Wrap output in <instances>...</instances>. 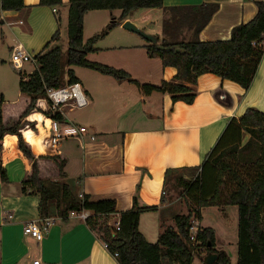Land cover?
<instances>
[{"label": "trees", "instance_id": "trees-1", "mask_svg": "<svg viewBox=\"0 0 264 264\" xmlns=\"http://www.w3.org/2000/svg\"><path fill=\"white\" fill-rule=\"evenodd\" d=\"M38 4L56 7L61 0H39ZM255 4L257 12L250 21L232 27L229 39L213 41H200L198 34L217 10V4L164 7L173 13L171 20H164L163 27L167 32L160 40L155 35L158 45L149 43L145 50L149 57H158L163 67H174L176 74L172 80H162L154 85L133 80L123 69L90 61L87 54L96 51L94 44L131 11L163 8V1L69 0L65 58L58 45L50 48L46 45L45 51L36 55L35 69L26 76L20 75L19 100L10 104L0 98V180L7 181L5 164L20 158L27 169L22 192L38 197L40 218L52 213L65 218L70 211H89L84 220L86 226L106 244L118 264H164V259L192 264L200 248L206 254H217L213 264H231L229 255L215 248L212 228H200L197 244L192 246L189 226L192 218L201 221L202 207L236 206L234 264H264V114L261 111L251 107L239 118H232L201 165L190 168L197 172L194 178L179 180L185 196L195 206L187 214L174 215L176 229L166 228L152 243L145 239L138 225L140 214L155 207H139L134 196L132 207L119 212L114 199L91 201L85 194L78 197L67 183L57 180L65 176V159L57 147L51 145L49 123L52 120L62 122L64 118L58 112H51L46 93L49 88L78 83L72 69L66 71L67 81L64 80L65 65L127 80L143 95L167 93L172 102L192 103L196 93L187 84L195 85L204 73L233 81L247 90L264 54V46L260 44L264 39V0H257ZM23 7V0H1L2 10L17 11ZM93 10H119L120 15L118 19L112 17L105 28L84 43L83 18ZM184 26L185 31L191 30L188 40L178 32ZM177 48L183 52H176ZM17 103L21 105L16 109V115L5 121L6 109ZM170 171L165 172V182Z\"/></svg>", "mask_w": 264, "mask_h": 264}, {"label": "crops", "instance_id": "crops-1", "mask_svg": "<svg viewBox=\"0 0 264 264\" xmlns=\"http://www.w3.org/2000/svg\"><path fill=\"white\" fill-rule=\"evenodd\" d=\"M162 1L163 8H151L156 10L153 12L159 16L158 18L165 11L164 7L206 3L218 5L210 20L199 32L200 41L229 39L232 27L250 21L257 12L255 4L257 0ZM38 2L39 0H23L24 7L15 11L2 10L0 0V45L7 49L9 55L17 44L28 53L37 55L45 51L46 45L50 48L58 45V41L63 39L65 28L67 29L69 0H61V4L56 7L41 6ZM151 9L147 11L151 12ZM114 11L87 12L83 18V36L88 25L97 27L95 33H99L112 21L109 18H112ZM96 16H100L98 21L94 19ZM126 20L138 26L128 15L119 21L116 27L121 26ZM185 32V38L188 40L191 30ZM161 33L162 31L156 35H160L161 38ZM125 34L122 38L114 39L110 30L99 41L116 40V43L112 46L98 47L95 46L96 42L94 44L96 51L87 54V57L102 51L119 55L132 50L135 51L133 55L139 58L138 61L134 60L136 64L142 62L136 68L143 67L144 75L153 69L158 73L159 81H170L174 78L176 74L174 67H163L158 57L147 55L145 46L149 42L139 39L135 33ZM95 61L106 62L99 59ZM107 63L115 68L123 66L122 60L119 59L118 64ZM22 69L24 67L19 70L21 76H26L34 70ZM127 70L131 77L135 75L131 68ZM73 72L88 103L84 107L72 110L70 105L63 107L64 119L59 126L61 138L55 147L65 160L76 152L72 148H77L81 162L79 172L69 186L74 195L80 197L85 194L91 201L114 199L119 212L132 207L134 196L139 207H155L154 210L143 211L139 217L138 228L145 239L146 237L151 239L153 235L158 239L166 228L175 230L173 217L176 214H183L168 215L165 211L168 203L163 193L170 177L165 182L166 170H171L168 174L179 170L192 172L190 168L201 165L232 118H239L251 107L264 114V54L247 90L233 81L204 73L197 78L195 85L187 84L196 93L192 103L172 102L167 93L152 92L150 95H143L138 91L136 95L124 98L123 105L120 104L127 110L123 118L113 112L115 105L119 103L111 86L114 83L108 79L111 76L102 74L103 77L95 78V84L99 82L98 92L94 82L86 81L82 73L75 70ZM0 98L5 101L3 94ZM84 108L86 110L81 122H75L74 118L68 117L74 109ZM80 127H85V132H80ZM243 136L244 139L247 138L246 134ZM70 140H75V143L69 142ZM64 141L67 142L63 143ZM5 169L7 181L0 180L1 264H32L34 260H38L39 264H118L106 244L89 230L83 220L74 217L59 218L39 241L25 235L24 225L40 218L38 197L22 192V180L27 169L20 158L7 162ZM196 173L194 172V176ZM184 178L180 177L179 180L187 181ZM57 180L63 181L60 178ZM231 208L235 213L237 229V207ZM206 209L207 207L200 208L199 224L202 227H206L201 224ZM147 213L159 214L162 222L159 223L157 215L154 224H149L150 227L142 230V217ZM212 229L215 232L216 243L217 230Z\"/></svg>", "mask_w": 264, "mask_h": 264}, {"label": "rangeland", "instance_id": "rangeland-1", "mask_svg": "<svg viewBox=\"0 0 264 264\" xmlns=\"http://www.w3.org/2000/svg\"><path fill=\"white\" fill-rule=\"evenodd\" d=\"M150 11L151 12H148L147 9H137V10L131 11L129 16H130V19H133L135 20V22H137L139 28L145 33L156 35L162 31L161 36L162 37L165 36L167 31H165L166 29H164L163 27L164 20H171L173 17V13L171 11L165 10L163 11L162 16L158 18L159 16L155 15L153 12L156 10L151 9ZM108 13H110V11H108ZM119 15H120L119 11H114L112 17H115L116 19H118ZM99 18L100 16L94 17V19H97L96 21H98ZM109 20H111V18H109ZM185 27L186 26L181 27L182 29L178 31L180 32L179 34L183 33L182 34L183 37H185V33H186ZM96 28L97 27H91L89 25L86 27L84 36H83L84 43L92 35L96 34L95 33L97 30ZM111 32L113 35L112 37L116 39V38H122L123 37L122 35H126L125 33H130L131 31L123 28L121 24V26L119 27L115 26L114 28H112ZM131 33H134V32H131ZM134 35H137L139 39H142L143 41L148 43V41L144 39L142 36L136 33ZM157 36L159 37V40L162 38V37L160 38V35H157ZM98 41L95 44V46H98V47L112 46L113 44L116 43V40H110V41L106 40V42H101V41L98 42ZM57 44L61 48L62 57L64 59L66 55V50H67V29L66 28H65L64 35H63V39H60ZM134 53L135 51L129 50L127 52H123L117 55L116 53H112V52L106 53L102 51L99 54L91 55V56H88L89 58L88 57L87 58L88 60L94 61V62H98V61H95L98 59L106 60L105 63H102V62H98V63L109 65L112 67H115V66L110 65L107 62H110V63L115 62L118 64V59L122 60L123 66L119 68L125 70L128 73L130 72L127 69L131 68V70L134 72L133 74H135V75L131 74L132 75L131 78L133 80H136L137 82L142 83V84L148 83V84L158 85L161 81H159L157 77L158 73H155L153 69H151L149 74L146 73V75H144L145 72H142L143 67L141 69L136 68V66L142 64V62L140 61L138 64H136L134 60L138 61L139 58L137 55L134 56L133 55ZM1 61L4 63H1ZM36 65H37L36 62L34 63L28 62V63H25L23 67L24 69L29 71L31 69H35ZM68 69H73L77 73H80V74L82 73L81 75L85 77L86 81H89L91 83L94 82V84H95V78L103 77L101 76L102 74H99L98 72H95L88 68L72 67V66L65 65L64 67V80L65 81H67L66 71ZM108 79L112 83H114L111 86H113L112 89H113L114 95L117 96L118 103H119L115 105V110L113 112H115L117 116L120 115L121 118H123V115L126 114L127 110L126 108L125 109L122 108L121 106L123 105L122 101L126 97H131V96L136 95V93H138V91L140 90L134 83L128 82L127 80H115L112 77H108ZM19 80H20L19 70L15 71V69L13 68V65L10 62V55L8 54L7 49L0 45V95L1 94L4 95L5 101L7 103H10V104L16 103L17 100H19V97L21 95L18 90ZM95 86L97 87L98 92H100L99 82H97V85L95 84ZM18 103L15 105V107H10L6 109L5 121L8 122L11 118H13L16 115V112H17L16 109H18L19 106L21 105V104L18 105ZM85 110L86 108L74 109L72 112L68 114V117L74 118L75 122H81V117H83ZM122 120L123 119H121V121ZM66 142L67 141H64L63 143H66ZM69 142L75 143V140H70ZM72 149L76 150V152L74 151L75 153L73 152V154L69 155L68 160H65L66 163H64V167H63V172L65 176L60 177V179H63L62 182H65L68 185L70 183L72 184L74 177L77 176L79 172L80 164H81L79 155L77 153V148L73 147ZM169 176L170 177L164 188V193H163V197L166 203H168V206L165 209V211L168 212V215H174L175 213L185 214L186 212H189L191 208H194L195 205L193 204V202H191L189 199L185 197V191H184L183 186L179 182V178L180 177L184 178L185 176L187 178H184V179L189 181L194 176V172L193 171L191 172L188 170H179V171L171 172ZM231 207L236 208L235 206H231ZM231 207L230 208L229 207L228 208L218 207V206L207 207L206 211L203 212V221L201 224L206 227H212L217 230L216 233H217L218 238H216L215 248L218 250H224L229 255L231 264H234L235 259H236L235 251H236V241H237V230L235 228V213L233 212V208ZM52 214H55V213H52ZM157 215H158L159 223L162 222L161 216L159 214ZM157 215L154 213L145 214L142 217V221H141L142 230H146L147 227H150L149 224H154L157 218ZM196 223L197 221L195 220L193 224L196 225ZM197 227L202 228V226L201 227L197 226ZM146 240L147 241L151 240L148 242H155L157 238L154 237L153 235L151 239L150 237H146ZM199 251L200 252L194 257L192 264H205L203 263L202 258L206 255V253L204 252V250H199ZM164 264H177V263L175 261L164 259Z\"/></svg>", "mask_w": 264, "mask_h": 264}, {"label": "built area", "instance_id": "built-area-1", "mask_svg": "<svg viewBox=\"0 0 264 264\" xmlns=\"http://www.w3.org/2000/svg\"><path fill=\"white\" fill-rule=\"evenodd\" d=\"M264 35V34H263ZM264 46V39L260 43ZM10 62L16 69H21L25 63L36 62V55H32L25 51L20 44H17L10 52ZM47 97L50 100L51 112H58L63 116V107L66 105H70V110L73 108H81L84 107L87 103V97L85 96L81 86L79 83H73L71 85L65 84L57 88H49L46 91ZM61 121L52 120L49 123L50 130V142L53 147H55L59 139L61 138V133L59 126ZM80 132H85V127L79 128ZM93 138V137H91ZM89 216V211L81 210V211H70L67 217H74L80 220H85ZM62 218L57 215H50L48 217L39 218L37 220L29 221L23 227V233L28 235L35 240H41L49 230V228L59 219ZM197 221L196 225L193 224L194 221ZM199 220L192 218L189 226V242L192 246L197 244V233L200 228L198 223ZM116 230H118V222H116ZM201 227V226H200ZM106 246V245H105ZM203 250V248H200ZM1 264V263H0ZM32 264H39L38 260H34Z\"/></svg>", "mask_w": 264, "mask_h": 264}, {"label": "water", "instance_id": "water-1", "mask_svg": "<svg viewBox=\"0 0 264 264\" xmlns=\"http://www.w3.org/2000/svg\"><path fill=\"white\" fill-rule=\"evenodd\" d=\"M122 27L125 28L126 30H129L131 32H134L140 36H142L144 39H146L150 44H155L158 45V40L155 35L147 34L144 31H142L140 28L135 26L131 21L126 20L123 22ZM158 48H162L161 46H158ZM176 52H183L181 49H176ZM217 259V254L216 253H208L204 256L203 262L205 264H213L214 261Z\"/></svg>", "mask_w": 264, "mask_h": 264}]
</instances>
